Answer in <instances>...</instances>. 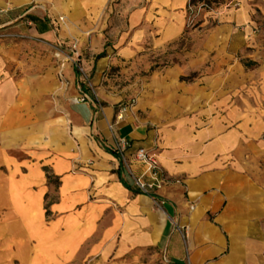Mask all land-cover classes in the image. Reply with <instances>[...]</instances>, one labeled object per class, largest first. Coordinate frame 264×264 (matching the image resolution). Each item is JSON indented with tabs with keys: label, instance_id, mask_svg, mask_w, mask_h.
Wrapping results in <instances>:
<instances>
[{
	"label": "crops",
	"instance_id": "crops-1",
	"mask_svg": "<svg viewBox=\"0 0 264 264\" xmlns=\"http://www.w3.org/2000/svg\"><path fill=\"white\" fill-rule=\"evenodd\" d=\"M110 1L69 0V8ZM123 1L141 34L152 30L165 43L184 33L190 0ZM1 2L0 27L26 24L50 34L49 16L21 10L27 1ZM239 2L219 12L222 40L233 34L245 42L258 30L253 0ZM250 62L258 63L230 61L204 96L183 98L190 123L162 133L161 189L152 197L107 148L114 137L147 146L146 129L116 123L112 112L96 119L90 102L70 116L73 135L65 126H39L26 111L29 82L7 84L0 94V264H130L122 258L151 249L174 264H264V65ZM245 67L255 71L253 85ZM131 161L143 174L145 165ZM46 169L59 183L54 199Z\"/></svg>",
	"mask_w": 264,
	"mask_h": 264
},
{
	"label": "rangeland",
	"instance_id": "rangeland-1",
	"mask_svg": "<svg viewBox=\"0 0 264 264\" xmlns=\"http://www.w3.org/2000/svg\"><path fill=\"white\" fill-rule=\"evenodd\" d=\"M25 1L21 10L49 16L53 27L49 35L35 33L26 24L19 30L0 27V94L7 84L25 82L26 87L29 82L33 102L26 111L35 112L39 126H65L72 135L70 116L83 108L78 98L87 93L96 101V119H103L107 112L116 119L122 111L124 122L146 129L149 143L144 147L157 154L163 132L190 123L189 112L181 105L183 98L204 96L207 83L219 82L225 76L223 66L230 61L244 65L250 59L264 65V0L251 4L258 30L245 42L233 34L221 39L219 12L239 7V0L196 4L190 0L184 33L165 43L155 41L159 35L154 31L141 34L143 28L131 24L123 0L78 11L69 8V0ZM2 7L0 0V10ZM4 17L0 12V21ZM248 68L246 80L253 85L255 71ZM77 72L79 85L75 83ZM247 92L245 89L244 95ZM84 124L92 137L89 120ZM131 159H137L129 157L130 168L137 175ZM53 180L50 192L54 199L59 183ZM122 259L130 264H174L155 249Z\"/></svg>",
	"mask_w": 264,
	"mask_h": 264
},
{
	"label": "built area",
	"instance_id": "built-area-1",
	"mask_svg": "<svg viewBox=\"0 0 264 264\" xmlns=\"http://www.w3.org/2000/svg\"><path fill=\"white\" fill-rule=\"evenodd\" d=\"M78 102H90L95 109H98L96 101L91 98L87 93H81L78 98ZM97 113V112H96ZM124 118V114L120 111L116 117V123ZM110 128L113 125L109 126ZM114 152L119 161L126 166L127 171L131 174L135 187L142 193L149 196H155V188L161 187V167L159 166L158 156L152 150L144 146H133L125 139L114 137L110 145L107 146ZM134 151L133 155L131 152ZM134 156L138 161L145 165V171L141 175H135L130 168L129 157ZM148 176V179L145 177ZM187 229V228H185Z\"/></svg>",
	"mask_w": 264,
	"mask_h": 264
},
{
	"label": "trees",
	"instance_id": "trees-1",
	"mask_svg": "<svg viewBox=\"0 0 264 264\" xmlns=\"http://www.w3.org/2000/svg\"><path fill=\"white\" fill-rule=\"evenodd\" d=\"M203 1H204V0H191V3H192V4H196V3L203 2ZM248 65H251L252 68H255V67L257 66V63H256V62H250ZM46 170H47V177H48L49 181H50V182L54 181V180H53V179H54V176H53L51 173H49V170H48V169H46ZM47 212H49V207H48V205H47Z\"/></svg>",
	"mask_w": 264,
	"mask_h": 264
}]
</instances>
